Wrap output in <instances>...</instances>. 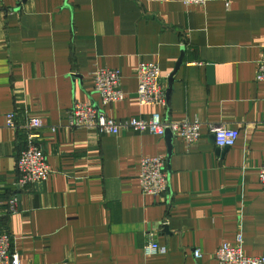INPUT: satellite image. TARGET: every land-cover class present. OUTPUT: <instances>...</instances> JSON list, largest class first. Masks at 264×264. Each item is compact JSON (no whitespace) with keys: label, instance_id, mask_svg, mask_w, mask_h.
Listing matches in <instances>:
<instances>
[{"label":"crops","instance_id":"1","mask_svg":"<svg viewBox=\"0 0 264 264\" xmlns=\"http://www.w3.org/2000/svg\"><path fill=\"white\" fill-rule=\"evenodd\" d=\"M227 1L0 0V232L20 264H216L215 250L237 234L245 255L264 256V81L255 79L264 0ZM141 61L158 64L166 89L174 71L165 108L139 104ZM102 67L121 71L124 93L106 106L91 79ZM75 101L116 120L196 119L201 137L68 130ZM11 111L18 125L44 124L46 181L16 187L24 135L5 125ZM211 126L237 129L236 143L218 148ZM156 155L168 191L153 197L138 175L140 159ZM150 240L162 250L145 255Z\"/></svg>","mask_w":264,"mask_h":264},{"label":"built area","instance_id":"2","mask_svg":"<svg viewBox=\"0 0 264 264\" xmlns=\"http://www.w3.org/2000/svg\"><path fill=\"white\" fill-rule=\"evenodd\" d=\"M212 0H181L184 5H204ZM225 5L227 0H223ZM93 90L99 95L101 105L106 106L124 99L121 89L122 75L118 68L102 67L91 73ZM137 97L142 106H167L166 87L163 84L160 69L155 62L141 61L136 68ZM256 81H264V46L257 61ZM16 113L11 111L5 115V125L10 128L23 130L24 145L16 159L17 188L29 184L46 181L50 176V168L40 145L41 132L44 124L36 116H30L22 124L15 121ZM67 129H95L100 134L118 135L124 131L148 132L163 136L168 131L172 136L182 138L187 144L194 143L201 137L200 121L183 119L173 121L164 118L159 112L152 113L149 118L128 117L116 120L109 117L104 110L89 102L75 101L68 115ZM214 144L218 148L232 147L239 131L226 126H211ZM54 132V126H49ZM258 182L264 189V162L258 169ZM140 190L144 195L161 196L168 191V176L165 170L163 155L143 157L139 161L138 175ZM7 214L18 210L17 194H12L6 202ZM11 235L0 232V264H20L18 254L11 248ZM162 247L153 240L143 246L145 255H154ZM195 258L200 257L199 249L193 250ZM216 264H264V256H248L242 250V237L235 236L231 243L221 244L213 255Z\"/></svg>","mask_w":264,"mask_h":264},{"label":"water","instance_id":"3","mask_svg":"<svg viewBox=\"0 0 264 264\" xmlns=\"http://www.w3.org/2000/svg\"><path fill=\"white\" fill-rule=\"evenodd\" d=\"M181 61H182V59H179V61H178L177 64H176V68H177L178 65L181 63ZM173 74H174V71L169 75V77H168V79H167V81H168V88L166 89V96H168V93H169L170 83H171V80H172ZM165 135L168 136V137H171V133L168 132V131L165 133ZM224 149H226V147H224ZM164 228H166V227L164 226Z\"/></svg>","mask_w":264,"mask_h":264}]
</instances>
